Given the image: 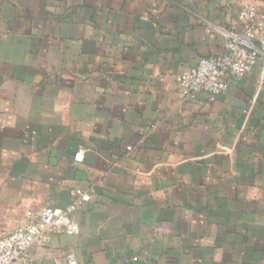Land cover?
I'll list each match as a JSON object with an SVG mask.
<instances>
[{"label":"crops","instance_id":"1","mask_svg":"<svg viewBox=\"0 0 264 264\" xmlns=\"http://www.w3.org/2000/svg\"><path fill=\"white\" fill-rule=\"evenodd\" d=\"M264 0H0V232L65 207L34 264H264L258 69L186 97L178 76L223 51ZM80 162L74 161L77 150Z\"/></svg>","mask_w":264,"mask_h":264},{"label":"built area","instance_id":"2","mask_svg":"<svg viewBox=\"0 0 264 264\" xmlns=\"http://www.w3.org/2000/svg\"><path fill=\"white\" fill-rule=\"evenodd\" d=\"M220 31L225 36L223 51L200 57L178 76L179 86L188 98L206 94L214 100L227 92V77L239 80L255 69H258V88L264 89V12L244 4L236 20ZM83 157L79 149L74 161L80 162ZM88 199L89 194L82 193L78 200L63 208L46 205L37 211L28 210V220L22 228L7 234L0 232V264H34L27 249L41 244L48 232L77 234L80 228L72 212L80 201ZM66 264L78 263L68 257Z\"/></svg>","mask_w":264,"mask_h":264}]
</instances>
